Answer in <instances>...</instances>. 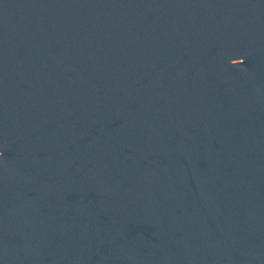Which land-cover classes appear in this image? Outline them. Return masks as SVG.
I'll return each instance as SVG.
<instances>
[{
  "label": "water",
  "instance_id": "1",
  "mask_svg": "<svg viewBox=\"0 0 264 264\" xmlns=\"http://www.w3.org/2000/svg\"><path fill=\"white\" fill-rule=\"evenodd\" d=\"M0 264H264V0H0Z\"/></svg>",
  "mask_w": 264,
  "mask_h": 264
}]
</instances>
